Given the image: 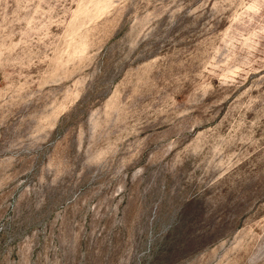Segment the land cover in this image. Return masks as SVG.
Returning <instances> with one entry per match:
<instances>
[{"label": "rangeland", "instance_id": "obj_1", "mask_svg": "<svg viewBox=\"0 0 264 264\" xmlns=\"http://www.w3.org/2000/svg\"><path fill=\"white\" fill-rule=\"evenodd\" d=\"M0 264H264V0H0Z\"/></svg>", "mask_w": 264, "mask_h": 264}]
</instances>
